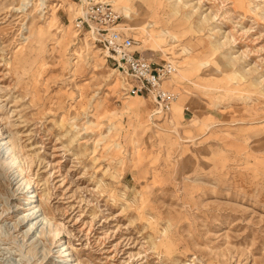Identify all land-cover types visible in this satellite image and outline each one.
Masks as SVG:
<instances>
[{"label":"rangeland","instance_id":"rangeland-1","mask_svg":"<svg viewBox=\"0 0 264 264\" xmlns=\"http://www.w3.org/2000/svg\"><path fill=\"white\" fill-rule=\"evenodd\" d=\"M103 2L177 100L126 93L83 0H0V264H264V0Z\"/></svg>","mask_w":264,"mask_h":264},{"label":"built area","instance_id":"built-area-1","mask_svg":"<svg viewBox=\"0 0 264 264\" xmlns=\"http://www.w3.org/2000/svg\"><path fill=\"white\" fill-rule=\"evenodd\" d=\"M83 1L85 18L77 20L76 30L80 32L86 27L94 44L105 52L106 58L129 81L126 93L146 96L157 111L168 112L177 95L166 90L163 83L176 71V65L171 61L155 63L136 55L132 38L119 27V14L108 3Z\"/></svg>","mask_w":264,"mask_h":264},{"label":"bare ground","instance_id":"bare-ground-1","mask_svg":"<svg viewBox=\"0 0 264 264\" xmlns=\"http://www.w3.org/2000/svg\"><path fill=\"white\" fill-rule=\"evenodd\" d=\"M94 3H95V4H103V5H104L106 2H103V0H102V1H100V0H94ZM126 10H127V12H129L128 9H126ZM80 14H82V12H80ZM124 17L127 18V19H129V15H127V14L124 15ZM119 27L122 28V29H124V30H127V29H125L123 26H121V23L119 24ZM146 33H147V32H146ZM104 53H105V52H104ZM176 70H177V69H176ZM169 78H170V77H169ZM169 78H168V79H169ZM168 79H167V80H168ZM167 80H166V81H167ZM166 81H165V82H166ZM163 86H164V85H163ZM176 100H177V99H176ZM176 100L172 103V105L176 102ZM158 112L161 113L159 110H158ZM1 146H2V145H1ZM0 149H1V148H0ZM5 149H7V148H5ZM26 180H27V179H26ZM25 185H26V188H29V183H28V181H25ZM30 193H31V195L28 197V198H30L29 202H33L34 195H33L32 192H30ZM38 212H40L38 206H37V205H33V206H32V209H31V212H29V215L32 216L34 213H38ZM35 215H37V214H35ZM41 215H42V214H40L39 216H41ZM24 218H25V217H22V220H24ZM32 219H33V218H32ZM40 219H41V221H44V222L46 221V219H45L43 216H41ZM46 222H47V221H46ZM44 224H45V223H44ZM33 225H34V223L30 222L29 225H28V229H27L26 231L29 232V231L32 229V226H33ZM70 264H71V263H70Z\"/></svg>","mask_w":264,"mask_h":264},{"label":"crops","instance_id":"crops-1","mask_svg":"<svg viewBox=\"0 0 264 264\" xmlns=\"http://www.w3.org/2000/svg\"><path fill=\"white\" fill-rule=\"evenodd\" d=\"M134 52H135L136 55H139V56H141V57L147 59L145 56H143L142 54L136 52L135 50H134ZM147 60H149V59H147ZM150 61H151V60H150ZM152 62H154V61H152ZM161 62H162V61H161ZM155 63H156V62H155ZM171 83H173V82H172V79L170 78V79H168L166 82H164V85L166 86L167 84H171Z\"/></svg>","mask_w":264,"mask_h":264}]
</instances>
